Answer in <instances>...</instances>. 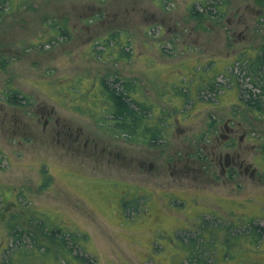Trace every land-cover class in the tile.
I'll return each instance as SVG.
<instances>
[{"label": "rangeland", "instance_id": "1", "mask_svg": "<svg viewBox=\"0 0 264 264\" xmlns=\"http://www.w3.org/2000/svg\"><path fill=\"white\" fill-rule=\"evenodd\" d=\"M212 1L0 6V264H264V0ZM114 77L156 145L103 119Z\"/></svg>", "mask_w": 264, "mask_h": 264}, {"label": "trees", "instance_id": "2", "mask_svg": "<svg viewBox=\"0 0 264 264\" xmlns=\"http://www.w3.org/2000/svg\"><path fill=\"white\" fill-rule=\"evenodd\" d=\"M7 1L8 0H0V6H3ZM225 3L224 0L222 2H208L207 4H204L203 10H198L193 6V13L201 18H206L209 17L214 6H217L218 14H222L221 12L223 11H221V8L224 7ZM57 29L61 34L67 33L66 29L63 27L58 26ZM7 61L6 58H0V69L5 67ZM257 61L260 67H262L261 65L264 64V55L258 57ZM253 71L256 73V70ZM98 83L102 84V86L100 84V87H102L100 93L102 99H100V101L106 100V98L108 99L107 101H109V104L105 106L106 112L104 111V113H102V117L103 119L110 117L108 120L111 121L114 131L128 134L131 141L138 140L142 144L147 143L150 145H156V140L162 138L167 129V126L164 125V117H162V115H157V122L155 124L151 123L152 107L150 103H144L138 96H134L135 86H133L132 81H122L120 78L114 77L113 79L101 78ZM213 89L214 88H211L210 90ZM20 94V91L14 89L6 93L8 101L13 104H19L22 103L21 100L28 99V95L23 94L20 96ZM258 96L260 95L256 94V97H253V94L250 93L248 103L254 105V107L260 106L261 100ZM259 110L263 109L259 108ZM247 230H250L253 235L259 237L262 233L259 230L264 231V228L257 223L251 222L249 223ZM20 233L22 234V231ZM16 236H18V239H22L21 236ZM53 237L59 238L63 245L67 243L64 236L61 238L56 237V229H53ZM74 243H76V241H74ZM35 245L38 244L35 243L34 246ZM197 245L198 244L196 243L194 244V249L200 247ZM35 247L39 248V246ZM196 261V264H210L207 260L201 257L196 258Z\"/></svg>", "mask_w": 264, "mask_h": 264}]
</instances>
